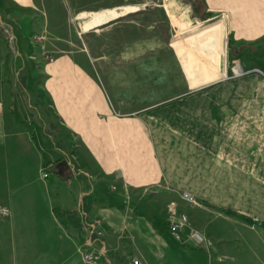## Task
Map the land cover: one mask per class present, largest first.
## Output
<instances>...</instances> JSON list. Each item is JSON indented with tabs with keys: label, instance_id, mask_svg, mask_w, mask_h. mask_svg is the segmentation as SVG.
Wrapping results in <instances>:
<instances>
[{
	"label": "crops",
	"instance_id": "obj_1",
	"mask_svg": "<svg viewBox=\"0 0 264 264\" xmlns=\"http://www.w3.org/2000/svg\"><path fill=\"white\" fill-rule=\"evenodd\" d=\"M29 1L0 0V264H98L83 260L85 244L106 264H264L263 112L217 98L213 88H235L212 77L173 94L167 66H141V44L156 38L140 34L139 4L82 9L84 48L39 67L20 16ZM150 6L169 28L161 58L192 36L210 44L195 57L218 60L213 77L237 73L235 45L264 41V0ZM112 21L122 41L96 53L88 33L108 35ZM172 203L205 241L173 235Z\"/></svg>",
	"mask_w": 264,
	"mask_h": 264
},
{
	"label": "rangeland",
	"instance_id": "obj_2",
	"mask_svg": "<svg viewBox=\"0 0 264 264\" xmlns=\"http://www.w3.org/2000/svg\"><path fill=\"white\" fill-rule=\"evenodd\" d=\"M162 2L163 0H30L29 4H27L26 12L22 13L20 16L23 18L25 34L29 40L31 48L33 49L32 57L37 60L38 66L42 67L53 62L59 56L69 54L70 51L72 52L71 54H73L74 50L84 48L83 41L85 34L83 30L85 27L83 26V22L90 17L76 19L75 15L85 14L81 11L82 9L114 7L121 4H139V11L133 13L135 17L139 19V32L141 35L149 34L148 38H156L155 41L150 40L148 45L141 44V46H147L150 52L147 56L149 57L148 59L141 60V66H151L152 68H163L167 66L169 68L173 89H175V87L179 89L173 90L172 93L178 95L185 93L190 95L194 94L196 91L190 92L183 88L191 83H200L201 80L203 81L210 77H212L215 82H229L233 84L235 91H222L214 89L213 87H205L202 90L208 89L204 91V93H210L209 89L213 88L214 90L212 89V91L217 94V98H220V100L227 98L235 99L237 105L241 104V108L242 104L243 107L246 104L243 101H248V104H251L253 114L255 112L259 113L260 111L264 114V41L261 44H247L245 46L246 48L243 47L241 49L237 48L239 45H235L234 50L229 53L227 65L229 67L233 61L232 68L237 73L230 72L229 70L228 73H218L217 75H214V77L211 74L212 66L216 67V62L218 60L212 58V56L200 58L195 57L197 53H202V47L204 48L205 53L206 46H209L210 44L191 42L190 40L194 38L192 36L182 39L177 43H173L171 56L168 59L167 56L161 58L163 53L167 54L169 51L167 44L164 42V39H167L169 35V28L163 20H159L163 11L162 7H151L150 5ZM143 4L149 5H145L146 7L143 9ZM24 14H26L25 17H23ZM126 14L132 15V13ZM152 19H157L155 27L148 28L149 25H154ZM175 21L180 26L183 24L178 17L175 18ZM114 24V22L112 24L107 23V27L109 28L108 35L88 33L89 41L94 47L96 53L103 50V48L105 49L104 45L112 46L122 41V38H119L116 35V27ZM110 30H112V32ZM2 33L6 32L2 31ZM189 34H191V32H189ZM141 38H143V36H141ZM188 40L190 43H186ZM179 53L185 55L180 59V57H178ZM243 56L255 59L256 63H254V60L252 59H250V61L247 58L243 59ZM111 59V61L114 62V58ZM202 60L204 65L203 68L201 67ZM35 64L36 63H31L30 65L33 67ZM252 64L253 66H251V68L244 71L242 70L243 67ZM30 65L28 64V66ZM95 65L98 66V63H95ZM112 65H115V63ZM33 79L35 82L37 77ZM22 82L24 83L23 80ZM12 98L17 99L14 91ZM196 198L198 201V197ZM184 204L187 205V207L197 205L185 202ZM167 209H169V206ZM184 212L189 216L188 210ZM189 223L202 231V229L190 221V216ZM95 262H98V264L99 262L100 264H106L105 259L100 260L99 252L96 253L95 260L92 263Z\"/></svg>",
	"mask_w": 264,
	"mask_h": 264
},
{
	"label": "built area",
	"instance_id": "obj_3",
	"mask_svg": "<svg viewBox=\"0 0 264 264\" xmlns=\"http://www.w3.org/2000/svg\"><path fill=\"white\" fill-rule=\"evenodd\" d=\"M46 175L47 173L44 172V176ZM180 198L185 203L198 204L195 194L191 192L181 191ZM168 211L170 215L168 228L178 240L181 241L195 240L197 242H202L206 240L207 237L206 234H204L197 227L192 226L189 223V216L187 215L186 212L178 211L174 203L169 205ZM8 212L9 210L7 208H0L1 214L7 215ZM100 224H101L100 220L94 221V226L96 225L95 227L100 226ZM97 232L99 234L102 233L100 228L97 229ZM79 251L84 261L93 262L95 260L96 252L93 250H89L87 244L79 246ZM129 264H140V260L138 258H132Z\"/></svg>",
	"mask_w": 264,
	"mask_h": 264
}]
</instances>
